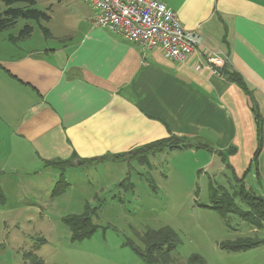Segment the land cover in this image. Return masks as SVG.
Returning a JSON list of instances; mask_svg holds the SVG:
<instances>
[{"label": "crops", "instance_id": "crops-1", "mask_svg": "<svg viewBox=\"0 0 264 264\" xmlns=\"http://www.w3.org/2000/svg\"><path fill=\"white\" fill-rule=\"evenodd\" d=\"M66 1L71 9L56 28L44 25L50 34L42 35L39 48L23 47L31 36L0 38V175L35 172L50 167L45 161L73 155V165L126 156L175 135L211 146L189 148L210 151L214 160L204 165L218 158L264 198V0H158L201 37L196 52L183 60L160 48L142 50L94 26L86 2ZM52 21L50 13L47 23ZM208 51L227 56L224 67L242 77L250 96L208 66ZM251 101L260 115L256 164ZM229 147L225 158L219 154Z\"/></svg>", "mask_w": 264, "mask_h": 264}, {"label": "rangeland", "instance_id": "rangeland-1", "mask_svg": "<svg viewBox=\"0 0 264 264\" xmlns=\"http://www.w3.org/2000/svg\"><path fill=\"white\" fill-rule=\"evenodd\" d=\"M34 7L50 10L53 21L40 23L53 28L71 9L66 0H36ZM5 8L0 1V11ZM25 23L19 19L0 38ZM31 23L33 32L23 47L39 48L43 34L37 22ZM211 155L203 149H167L149 153L146 163L79 162L1 174L0 264H144L134 248L143 249L148 229L166 226L178 237L171 252L174 264H187L192 255H198L201 264H264V242L238 252L220 247L244 237L264 239V224L255 227L221 206V187L231 192L235 183L230 171L218 158L213 163ZM208 159L212 161L204 165ZM253 173L251 167L246 180ZM210 185L216 189L214 198ZM233 201L247 209L236 197ZM84 212L94 227L74 238L65 219Z\"/></svg>", "mask_w": 264, "mask_h": 264}, {"label": "trees", "instance_id": "trees-1", "mask_svg": "<svg viewBox=\"0 0 264 264\" xmlns=\"http://www.w3.org/2000/svg\"><path fill=\"white\" fill-rule=\"evenodd\" d=\"M6 6L3 11H0V33L13 28L19 19L26 20L25 23L16 33H8L7 38L10 41H18L31 36L33 32V25L31 21L38 23L44 36H48L49 30L40 23V20L48 21L50 18V10H40L34 7L36 0H0ZM23 3L22 6H13L14 3ZM226 66V64H225ZM220 72L224 73L228 79L236 82V84L246 91V94L250 96V91L247 89L245 81L242 77L232 69H227L222 66ZM251 110L254 115L255 121L257 123V147L254 153V161L256 164V158L261 148V134H260V115L257 110L256 104L251 101ZM204 148L208 150H213L211 146L205 143L196 141L193 138L177 137L175 135H169L165 139L154 141L145 144L141 147L130 151L125 156V153H117L113 155H106L95 158L81 159L80 164L95 165L99 162L107 161H124L136 159L139 162L146 163V156L149 153L162 151L165 148ZM230 154L232 152V147H229L225 151H219V154L225 158L224 153ZM75 156H71L69 159H56L55 161H45V165L55 166L58 168H64L73 165V160ZM230 169V165H227ZM232 178L234 180L231 192L225 190L223 187L222 198L219 200L221 206L226 207L231 213L238 214L245 221L253 224L255 227L262 226L264 224V198L254 191L245 188L243 183V178L236 177L232 172ZM216 189L210 185V197L214 198L216 195ZM237 198L239 202L245 204L246 210L241 209L234 201L233 198ZM219 212H221L220 206H215ZM66 222L71 223L72 236L74 238H82L84 235L89 233V230L94 227L91 223L88 212H84L75 218H67ZM178 237L176 232L170 227H161L157 230L148 229L143 237V249L135 247V252L140 256L144 264H174L171 258V252L177 245ZM264 242V239L257 238H239L235 241H226L220 244V247L228 251H243L249 248L260 245ZM202 260L198 255H192L187 264H201Z\"/></svg>", "mask_w": 264, "mask_h": 264}, {"label": "built area", "instance_id": "built-area-1", "mask_svg": "<svg viewBox=\"0 0 264 264\" xmlns=\"http://www.w3.org/2000/svg\"><path fill=\"white\" fill-rule=\"evenodd\" d=\"M94 11L92 24L106 28L142 50L160 48L172 59L183 60L196 52L201 37L186 29L174 12L158 0H83ZM206 62L215 72L227 56L208 51Z\"/></svg>", "mask_w": 264, "mask_h": 264}, {"label": "water", "instance_id": "water-1", "mask_svg": "<svg viewBox=\"0 0 264 264\" xmlns=\"http://www.w3.org/2000/svg\"><path fill=\"white\" fill-rule=\"evenodd\" d=\"M76 163L78 164V163H79V161H76Z\"/></svg>", "mask_w": 264, "mask_h": 264}]
</instances>
